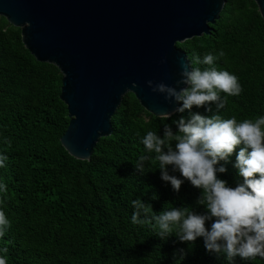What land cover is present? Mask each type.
Here are the masks:
<instances>
[{"label": "trees", "instance_id": "16d2710c", "mask_svg": "<svg viewBox=\"0 0 264 264\" xmlns=\"http://www.w3.org/2000/svg\"><path fill=\"white\" fill-rule=\"evenodd\" d=\"M208 26L209 33L175 46L190 68L226 70L238 77L242 91L228 96L223 109L211 104L212 112L192 111L238 121L264 116V21L256 4L224 0ZM207 54L217 57L213 65L196 62ZM60 79L57 67L37 61L24 48L19 28L0 16V155L7 157L0 167V183L7 185L0 192V210L11 223L0 238V249L8 252L0 256L7 264H264L260 257L229 262L207 251L203 238L180 242L174 231L161 239L154 221L131 222V202L137 198L157 215L185 206L205 212L197 204L200 190L185 180L175 192L161 180L155 154L142 144L149 130L162 136L167 124L175 131V121L187 118V111L161 120L126 92L110 117V133L98 138L88 159H76L59 142L68 121ZM141 155L152 157L142 173L135 168ZM234 164L235 153L217 165L227 169L219 178L233 187L242 182Z\"/></svg>", "mask_w": 264, "mask_h": 264}, {"label": "water", "instance_id": "95a60500", "mask_svg": "<svg viewBox=\"0 0 264 264\" xmlns=\"http://www.w3.org/2000/svg\"><path fill=\"white\" fill-rule=\"evenodd\" d=\"M253 1L264 21V0ZM223 2L0 0V16L19 28L37 61L61 73L68 121L59 142L74 158L88 159L98 138L110 133L124 93L154 116L175 111L178 104L153 92L148 81L177 86L180 61H188L175 43L209 33Z\"/></svg>", "mask_w": 264, "mask_h": 264}, {"label": "clouds", "instance_id": "9594fccd", "mask_svg": "<svg viewBox=\"0 0 264 264\" xmlns=\"http://www.w3.org/2000/svg\"><path fill=\"white\" fill-rule=\"evenodd\" d=\"M218 55L223 56V51ZM216 58L207 54L202 61L197 57L196 62L211 66ZM180 67L177 86L162 82L153 86L152 81L148 85L153 92L164 94L165 100L176 102L179 105L176 113L187 111L189 116L175 121V131L165 124L162 136L147 131L142 144L147 153L155 154L161 180L170 183L175 192H179L185 180L200 190L197 204L204 206L205 212L197 213L185 206L171 207L157 215L150 204L137 198L131 202L134 209L131 222L144 225L154 221L153 227L158 229L161 239L174 231L180 242L191 244L203 238L207 251L223 254L229 262L236 257L244 261L264 258V116L238 121L235 116L225 119L218 114L193 112V108L212 112L211 104L217 110L223 109L227 97L239 95L242 87L238 77L226 70L190 68L184 60L180 61ZM172 115L162 112L158 117L168 120ZM234 153V167L242 182L233 187L219 178L218 174L227 169L217 165L220 161L227 162ZM149 159L152 157L141 155L136 170L142 173L143 163ZM5 160L7 157L0 155V167L5 166ZM169 166L183 179L169 174ZM6 191L7 185L0 183V192ZM10 227L5 212L0 210V238ZM0 251L7 253L8 249ZM0 264H7L6 256H0Z\"/></svg>", "mask_w": 264, "mask_h": 264}]
</instances>
